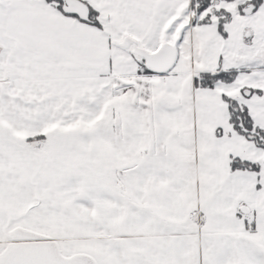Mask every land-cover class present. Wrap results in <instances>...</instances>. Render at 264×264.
<instances>
[{"label":"snow or ice","instance_id":"snow-or-ice-1","mask_svg":"<svg viewBox=\"0 0 264 264\" xmlns=\"http://www.w3.org/2000/svg\"><path fill=\"white\" fill-rule=\"evenodd\" d=\"M0 264H264V0H0Z\"/></svg>","mask_w":264,"mask_h":264}]
</instances>
